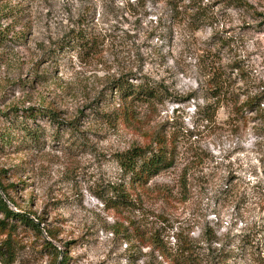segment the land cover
I'll use <instances>...</instances> for the list:
<instances>
[{
	"label": "rangeland",
	"instance_id": "rangeland-1",
	"mask_svg": "<svg viewBox=\"0 0 264 264\" xmlns=\"http://www.w3.org/2000/svg\"><path fill=\"white\" fill-rule=\"evenodd\" d=\"M0 37V193L40 227L0 210V264H264V0H0Z\"/></svg>",
	"mask_w": 264,
	"mask_h": 264
},
{
	"label": "trees",
	"instance_id": "trees-1",
	"mask_svg": "<svg viewBox=\"0 0 264 264\" xmlns=\"http://www.w3.org/2000/svg\"><path fill=\"white\" fill-rule=\"evenodd\" d=\"M208 15L206 13L201 14V20H208ZM2 37H0L1 40ZM1 43V42H0ZM119 92L121 98L125 102L134 103V102H145L151 103V101L158 100L161 96L160 92L155 87H148L145 85L141 86H133L129 85L128 83L119 84L116 88ZM131 111H127L128 114ZM264 117V115H262ZM264 119V118H263ZM119 164L121 170L124 174L130 177L132 184H137L138 186H142L161 172L171 168L174 164V158L172 157V153L166 148L165 145L158 144L157 149L154 150L153 148H133L125 153L119 155ZM0 190H4L3 185H1L0 180ZM10 202L11 199H7ZM113 206H128V204H133L134 201L128 198V196L122 192H116L112 196ZM0 210L4 213L6 218H15L20 222H24L27 225L31 226L34 230L40 231V227L37 222L29 217L21 214L16 213L15 211L11 210L8 202L2 198L0 193ZM5 222L0 221V227L4 228ZM49 246L53 248L54 253L58 256L60 252L57 250L55 246L51 243H47ZM9 246V243L6 245H1V247ZM66 264V263H62Z\"/></svg>",
	"mask_w": 264,
	"mask_h": 264
}]
</instances>
